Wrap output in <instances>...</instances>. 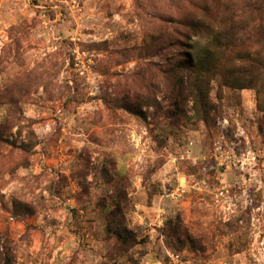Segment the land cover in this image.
<instances>
[{"label": "clouds", "instance_id": "1", "mask_svg": "<svg viewBox=\"0 0 264 264\" xmlns=\"http://www.w3.org/2000/svg\"><path fill=\"white\" fill-rule=\"evenodd\" d=\"M0 264H264V0H0Z\"/></svg>", "mask_w": 264, "mask_h": 264}]
</instances>
